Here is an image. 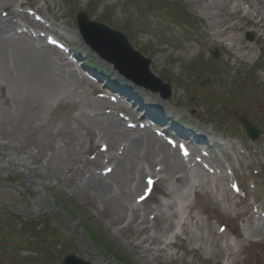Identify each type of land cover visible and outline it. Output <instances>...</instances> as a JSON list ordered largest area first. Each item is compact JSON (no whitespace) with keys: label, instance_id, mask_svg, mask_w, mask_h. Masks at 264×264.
Instances as JSON below:
<instances>
[{"label":"rangeland","instance_id":"1","mask_svg":"<svg viewBox=\"0 0 264 264\" xmlns=\"http://www.w3.org/2000/svg\"><path fill=\"white\" fill-rule=\"evenodd\" d=\"M166 2L0 0V264H264V0L213 10L235 46L204 2ZM80 12L125 33L171 97L91 78L61 38L127 80L86 45ZM147 106L195 137L167 139Z\"/></svg>","mask_w":264,"mask_h":264},{"label":"water","instance_id":"2","mask_svg":"<svg viewBox=\"0 0 264 264\" xmlns=\"http://www.w3.org/2000/svg\"><path fill=\"white\" fill-rule=\"evenodd\" d=\"M77 25L86 45L101 59L114 67V70L131 81L152 92L159 93L163 99L172 95V87L150 70L151 59L143 56L129 41L128 36L109 26L91 20L84 12L77 14ZM248 39L252 40L251 34ZM218 57V53L214 55ZM249 138L256 140L259 130L245 117L239 116ZM61 264H94L74 253L67 254Z\"/></svg>","mask_w":264,"mask_h":264},{"label":"trees","instance_id":"3","mask_svg":"<svg viewBox=\"0 0 264 264\" xmlns=\"http://www.w3.org/2000/svg\"><path fill=\"white\" fill-rule=\"evenodd\" d=\"M163 2H166L169 5H172L171 2L173 0H162ZM175 16H177L179 19H183L184 21L190 20L188 17L184 15V13L179 10L178 8H175ZM187 25V24H186ZM72 49L74 47L72 46ZM78 57L81 58V54H78ZM83 67L87 69L88 71L92 72L95 74L100 79H107L108 85L112 90L119 91V92H124V93H129L131 94V91L129 89V84H122L119 80H114L111 77L106 76L104 72H102L97 65L90 59V58H85L83 59ZM209 101H212L209 99ZM153 115H156L157 118H161L167 123V119H163L162 117L166 118L162 112L156 109H152L150 111ZM169 125L172 127L173 131L177 133L178 135H183V137H190L191 133L188 131L187 126L182 122V121H176L175 119L173 121H168ZM16 225H21L20 228H24L26 226L25 223H17ZM41 229V230H40ZM39 231L41 234L45 236V230L46 228H40ZM96 240L101 244V246L107 251L109 254L115 256L116 258H121L122 255L121 253L118 252L117 248L114 246L113 243H111L106 237H104L102 234H96L93 235Z\"/></svg>","mask_w":264,"mask_h":264},{"label":"bare ground","instance_id":"4","mask_svg":"<svg viewBox=\"0 0 264 264\" xmlns=\"http://www.w3.org/2000/svg\"><path fill=\"white\" fill-rule=\"evenodd\" d=\"M204 2L205 4L202 5V9H204V13L207 14V16L209 18H211V25L213 26L212 27V34L211 35H214V36H218V37H223V41L227 40H231L233 41L231 44L232 46H235V42H236V38L235 37H229V32L233 29H235V24H231V25H227V23L224 21H216V19L214 18L215 17V14L213 12V10L215 8L217 9H221L223 8L224 6H226V0H199V2ZM211 31V30H210ZM150 135V136H148ZM149 138V137H153L151 136V134L149 132H146V131H140V135H139V138H137L136 140L139 142V139H142V138ZM176 158L175 156H173V159ZM177 169H174V171H176ZM221 176H216L215 178H219ZM178 179H182V178H178Z\"/></svg>","mask_w":264,"mask_h":264}]
</instances>
